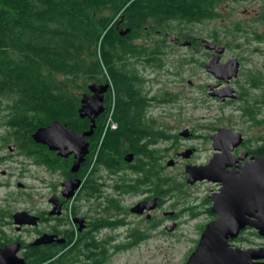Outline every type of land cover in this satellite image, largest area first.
I'll list each match as a JSON object with an SVG mask.
<instances>
[{"label": "trees", "instance_id": "obj_1", "mask_svg": "<svg viewBox=\"0 0 264 264\" xmlns=\"http://www.w3.org/2000/svg\"><path fill=\"white\" fill-rule=\"evenodd\" d=\"M223 2L0 0V126L14 136L10 140L16 142L20 150L25 149L27 154L35 156L40 147L32 134L42 126L60 121L77 132L89 130L90 118H82L79 112L82 96L92 83H110L106 110L96 117L94 133L88 137V162L82 163L80 177L85 179L86 172L91 169L87 179L97 183L101 167L128 164L125 156L132 152L138 156L137 167H146L150 163L157 172L159 163L154 145L173 137L158 125L156 118L148 115V111L157 104L175 106L180 93L163 86L151 102L136 82L139 76L137 64L143 63L157 75L175 74L182 79L180 67L183 65L197 63L204 67L206 61H200L194 54L175 60L170 54L175 48L163 39L153 40V36L168 40L164 34L169 32L183 39L194 37V31H188L187 26L215 20L218 6ZM258 21L264 23V8ZM119 25L129 31L120 32ZM235 27L236 31L240 30L238 25ZM258 37L263 38V35ZM142 55L149 58L145 62H141V58H131ZM157 55H163V58ZM174 62H178L179 67ZM241 88L242 113L250 120L263 122L260 118L264 116V72L249 73ZM208 91L211 92V88ZM1 119L5 123H1ZM262 139L263 143L252 150L254 153L264 155V136ZM58 158L61 164V156ZM43 160L50 161L51 158L44 154ZM161 175L153 174L155 191L171 194L177 189L176 184L168 182L166 186ZM190 209L193 212L194 209ZM208 211L212 214L210 207ZM119 223L100 219L97 227ZM76 235L72 233L70 240L81 246L82 251L83 245L87 246L88 258L93 264L109 261L111 253L103 249L106 241L96 239L92 231L88 237L78 239ZM130 236L137 245L145 235L135 229ZM36 252L34 263H44L54 256L47 250L39 252L36 249Z\"/></svg>", "mask_w": 264, "mask_h": 264}, {"label": "rangeland", "instance_id": "obj_2", "mask_svg": "<svg viewBox=\"0 0 264 264\" xmlns=\"http://www.w3.org/2000/svg\"><path fill=\"white\" fill-rule=\"evenodd\" d=\"M263 8L264 0L222 4L224 16L208 22L190 23L187 26L188 31H194V35L202 34L209 38L213 36L215 38L213 40L227 45V49L225 48L221 52L217 51L216 45L213 52L219 55V58L221 54L223 62L239 57L241 59V73L238 80L244 83L249 73L264 72V23L255 20L260 17ZM225 16L226 18H224ZM239 21L244 24V27L243 30L239 27L240 30L236 31V27L233 25ZM256 32L263 35V38H255ZM161 38L162 36H153V40H161ZM164 42L175 48L174 52H170L174 59L191 57L193 54L199 60L204 59L206 61L209 59V56L206 57L204 46L201 53H195L186 42L184 45H172L170 39ZM237 44H240L241 48H238ZM168 64L172 65V62ZM174 64L179 67L178 62H174ZM180 68H182L183 79L175 74L157 75L150 73L148 75V79H153L147 82L151 95L157 94L163 86L174 93H180V99L175 106L151 107L148 115L156 118L158 125L167 129L170 134L177 133L179 137L183 130L189 129L192 130L191 134L194 131L197 136L193 139L180 136L174 145L171 141H161L154 145L157 150V163L163 162L161 164L163 166L160 168L165 169L162 175V179H165V185L167 186L168 182H173L177 189L171 193L169 198H165L161 207H155L153 213L156 218L163 220L160 227L154 232L156 235L146 242H141L138 246L115 252L111 251L108 264H185L199 243L203 227L211 220L208 208L211 207L212 200L209 195L216 188L212 181L203 182L200 180L193 184L187 183L186 165L207 164L209 162L214 150L210 136L218 128L230 127L243 133L246 139L250 140L251 147H254L257 142L263 141L264 121L250 120L249 117L245 116L240 108L242 105L240 101L226 104L209 95L207 85L215 83L216 78L207 71L205 66L200 67L194 63L183 65ZM157 79L158 81H156ZM260 119L263 120L264 116H261ZM6 131L5 128H0V136L6 134ZM11 141L13 142V140ZM1 143L0 140V145ZM190 147H195L196 153L194 154L192 151L189 157L183 156V152L192 150ZM10 152L8 147H5L2 152L0 151V155ZM15 152H19V149ZM13 158L0 163V182L2 183L0 186V204L4 207L10 206V210L13 211L44 209L50 192L48 183L60 182L62 173L52 175L44 168L30 164L28 160H26L25 165L28 170L24 171L22 166L24 163L21 164L23 157L17 153L14 154ZM170 161L174 162L171 164ZM23 190L32 193L33 198L24 196ZM139 198L129 199L126 204L136 202V199ZM91 205L92 203L90 206L87 204L88 212L91 208H95ZM190 207L194 209L193 212ZM80 211L86 212V206H81ZM94 214L95 211L92 210L91 216ZM174 216L177 217L178 225L174 223ZM128 218L135 222L139 221L133 215H128ZM164 228L167 229V232L164 231ZM127 230L126 227H120L116 230L117 235L122 236L118 237V241H126ZM10 233H13V229L10 230ZM104 233H108V230ZM245 236L249 241L245 242L246 245L250 243L260 244L264 241L263 238L254 237L249 232H246Z\"/></svg>", "mask_w": 264, "mask_h": 264}, {"label": "flooded vegetation", "instance_id": "obj_3", "mask_svg": "<svg viewBox=\"0 0 264 264\" xmlns=\"http://www.w3.org/2000/svg\"><path fill=\"white\" fill-rule=\"evenodd\" d=\"M246 1H252V0H224L222 3L223 5H229V2H246ZM263 1V0H262ZM222 4L218 6L217 9V17L221 18L224 16L222 12ZM259 14V13H258ZM226 18V16L224 17ZM258 21V18L255 19ZM235 25H238L241 29H243L244 24L239 21L234 23L233 27ZM118 29L120 32L124 31L120 25L118 26ZM129 31V28L125 31ZM127 31V32H128ZM126 32V33H127ZM123 33V32H122ZM157 33H160L159 31ZM216 33V31H215ZM159 35V34H158ZM197 35V36H196ZM194 37L189 38H182L179 35L170 34L169 32H166L164 36L169 37L171 40L172 45L176 44H183L184 42L188 43V46L193 48L195 53H201L203 50L206 52V57L209 56V59L206 60L209 62L212 58L215 56H218L213 50L208 49L205 44L207 41H212L215 45H217V48H225L227 49V45L223 43H219L218 41H215L213 36L204 37L202 34H196ZM259 33L256 32L254 37L255 38H261L258 37ZM261 36V35H260ZM165 37V38H166ZM163 41H166L164 38ZM207 39V40H206ZM238 48H241L240 44H237ZM168 56V55H167ZM159 58H163V55H157ZM132 59L136 60L138 58H141V62H145L149 56L142 55L141 57L138 56H131ZM196 58V57H195ZM222 55L220 54V64H224L226 62L222 61ZM204 59L200 60L203 61ZM231 60V59H230ZM237 60L240 63L239 66V73L237 77L232 78L229 82H225L223 80H220L216 78L215 76V83H209L207 85L208 90H210V86L214 85L213 90H222L228 86L234 88V95L235 96H224L219 97L212 96L210 92L208 91L209 95L211 97H214L215 100L220 101L222 103L226 104H232L234 101H240L241 103L244 102L242 98V88L241 84L243 82H240L238 80L239 75L241 73V59L237 57ZM206 62V63H207ZM205 63V67H206ZM139 68V69H138ZM137 79L136 82L139 84V86H142L145 93L148 94V98L151 102L154 101L153 96L150 94V90H148L147 82L150 80L148 79V75L150 73H154V71L151 72L150 68L145 66L143 63L137 64ZM161 74V73H160ZM140 77H143V79H139ZM158 81V79L156 80ZM191 84H193L192 81H190ZM238 84V85H237ZM149 92H148V91ZM110 88L104 93V111L106 110V102L108 100ZM225 91V90H224ZM91 93L90 91H88ZM161 108L162 106L157 104V106H152ZM1 123H5L3 119H1ZM0 128H3V126H0ZM167 130V129H166ZM219 128L217 129V131ZM192 131V130H191ZM215 133V132H214ZM8 134V135H7ZM170 134V133H169ZM243 134V133H242ZM173 138L170 139L171 142H174L179 139L178 134H171ZM197 135L193 131L192 134L189 137H185L187 139H193ZM244 136V134H243ZM183 137V136H182ZM10 139H14V136L11 135L6 131V134L3 136H0V140L2 141L0 145V151L5 147H8V149L11 151L9 154H1L0 155V163L7 162L11 159H14V154H17L23 157V161H21V164L24 163L23 170H28L26 165V160L29 161L30 164L39 166L44 168L47 172L50 174H58L62 173V179L60 182H50L48 183V188L50 189V192L47 197V205L44 209L34 211L31 209H20V210H10V206L4 207V205L0 204V249L4 248L5 246L13 243L18 242L20 243L19 251L17 252L18 257L23 258L25 260V264H93L91 260H89L88 252H87V246L84 247L83 245V251L82 247L79 245H75L74 242L70 240V235L72 233L77 234L76 236L78 239L83 238L84 236H89L91 231L94 236H96V239L100 240L103 239L104 242L106 241V244L104 245L103 249L107 251V253H111V251H117V250H123L124 248H131L133 246H138L139 244L135 245L134 239L132 236H130L131 231L137 229V231L141 230L144 236V242L146 239H148L150 236L154 235L155 230H157L160 225L162 224V219H157L155 214L153 213L155 211V207L158 208L161 207V205L164 203L165 198H169L171 195L170 192H161L159 194L154 189L153 184V174L158 173L162 174L164 173L165 169L160 168L163 162H160L157 165V172L154 171V167L150 166V163L144 167L141 165L140 167H137V158L138 156L133 153V159L131 161H127L128 164H124L123 166L120 165L119 167L114 168H106L105 166L101 167L98 172V178L99 181L97 183H93L90 181V178L87 179L88 176H90L91 169L86 172V178L83 179L80 177L81 174V167L82 163L88 162V154H86L84 161L81 163V166L77 172H72L71 167L74 163L75 156L74 154L69 155L68 157L61 156V164H59V151L53 150L49 146L38 143V146L40 148H37V151L40 153L35 154V156H32L31 154H27V150H20L19 146L16 142H12ZM35 141V140H34ZM250 140L246 139L244 136L243 142L237 146L233 151L232 154L234 156L242 155L243 153H247V156L245 159L238 160L235 165L238 167L239 165L244 164L247 160H250L252 156L254 155H261L254 153L252 151L254 147L250 146ZM263 143V141L257 142V144ZM256 144V145H257ZM172 145V148H173ZM213 146V141H212ZM90 147V143H89ZM19 149V152H15L16 149ZM192 151H194V154L196 153L195 147H190ZM170 150L169 148H167ZM166 149V150H167ZM214 149V147H213ZM90 151V150H89ZM215 149L213 150L212 156L217 153ZM48 154L51 158L50 161L43 160V155ZM38 155L42 156V160L39 158ZM137 156V157H136ZM264 156V155H262ZM211 159V158H210ZM71 164V165H70ZM198 165V164H196ZM204 165V164H199ZM70 166V167H69ZM144 167V169H143ZM84 170V169H83ZM146 172V173H145ZM131 174V176H130ZM146 174V175H145ZM161 175V176H162ZM127 178V180H122L123 178ZM72 178H81L82 183L80 188H78L74 195L71 197H66L63 194L64 190V181ZM165 178V177H164ZM188 178V177H187ZM87 179V180H86ZM202 181V180H201ZM204 181H209L204 179ZM211 182V181H210ZM188 183V181H187ZM216 188L212 190L211 194H214L218 192L220 188L219 183H213ZM0 186H2V183L0 182ZM166 190V189H165ZM24 196H29L30 199L33 198L32 193L27 192L26 190H23ZM210 194V195H211ZM209 195V197H210ZM140 197L139 199H136V202H133L129 205L126 204V202L132 198ZM81 201L83 202L81 204ZM156 203L155 207L150 208L151 205ZM1 203V202H0ZM92 203L91 206L95 208H91L90 212H88L89 207L87 204ZM85 204V205H84ZM142 204V205H139ZM95 205V206H94ZM81 206H86L87 211L81 212L80 208ZM156 207V208H157ZM94 210L95 214L91 216V211ZM19 211H27L30 214L34 215L36 217V224H15L14 223V214ZM209 212V211H208ZM211 220L208 222L210 223L213 220H216L219 216L218 214L212 212V214L209 212ZM128 215L135 216L139 221L135 222L128 218ZM77 217H81L82 220H76ZM176 216L173 217L174 223L178 225V222L176 221ZM103 222H114V221H120L118 225H105L101 228L97 227V221L100 220ZM207 223V224H208ZM206 224V225H207ZM205 225V227H206ZM120 227H126L128 228L127 234H126V241H118L117 235V229ZM203 227V231L204 228ZM13 229V233H10V230ZM139 229V230H138ZM108 230V233H104V231ZM164 231L167 232V229L164 228ZM202 231V233H203ZM249 232L254 237L257 238H263L264 236H260L258 233V230L247 226L246 228L242 229L238 236L233 239L229 240L232 247L241 248V249H247V248H260L264 246L263 243L260 244H245L246 241H248L247 237L245 236V233ZM44 234L48 235H55L57 238L64 239V243L59 242H52L50 244H34V242ZM200 241V240H199ZM77 241H75L76 243ZM249 242V241H248ZM45 248V249H43ZM36 249L39 250H47L48 252H52L54 254L53 257L50 258V260H47L44 263H34L33 262V254H38L36 252ZM86 249V250H85ZM109 251V252H108ZM264 254V251L262 252ZM4 257V256H3ZM77 259L74 261V259ZM109 261L103 262L102 264H108ZM3 263V262H2ZM1 264V262H0ZM252 264H264V257L261 259H255L252 261Z\"/></svg>", "mask_w": 264, "mask_h": 264}, {"label": "water", "instance_id": "obj_4", "mask_svg": "<svg viewBox=\"0 0 264 264\" xmlns=\"http://www.w3.org/2000/svg\"><path fill=\"white\" fill-rule=\"evenodd\" d=\"M127 31L122 32L126 33ZM215 46L211 41L206 42L208 49L213 50ZM222 50V47L217 49L218 52ZM219 60V57L215 56L206 63L209 73L226 83L238 76L240 63L237 59H231L224 64H220ZM110 86V83H92L89 85L91 93L86 92L82 96L79 112L82 118H90L92 123L89 130L77 132L67 123L53 121L38 128L32 134L36 142L58 150L60 156L68 157L74 154L72 172L79 170L89 152L88 137L94 133L96 117L104 111V93ZM210 88L212 96H235L234 88L230 86L217 91L213 90L214 85H211ZM180 135L189 137L191 131L185 129ZM210 137L214 149L218 152L211 157L207 164H188L185 170L188 173V183L193 184L206 179L221 185L218 192L210 195L211 210L219 217L206 225L196 249L185 264H252L253 260L264 257L262 253L264 246L241 249L232 247L229 240L235 239L240 231L247 226L257 229L260 236H264V156L254 155L250 160L236 167L235 163L247 156V153L239 156L232 154V151L243 142V134L234 128L222 127ZM191 152L192 150L189 149L182 155L189 157ZM133 156V153L127 154L125 159L131 161ZM173 162L170 161L171 164ZM63 183V194L66 197H71L80 188L82 179L72 178ZM155 205L154 202L150 208ZM76 220H82V218L77 217ZM14 223L19 225L36 224L37 221L36 217L29 212L19 211L14 214ZM55 241L64 243L65 240L56 239L55 235L44 234L34 244H50ZM19 248L20 243L13 242L0 249L1 264H25V260L17 255Z\"/></svg>", "mask_w": 264, "mask_h": 264}]
</instances>
